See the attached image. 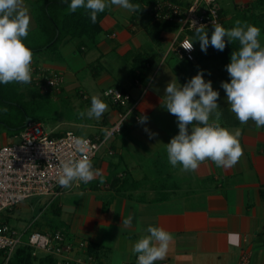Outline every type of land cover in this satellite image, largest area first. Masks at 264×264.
<instances>
[{
    "label": "crops",
    "instance_id": "crops-1",
    "mask_svg": "<svg viewBox=\"0 0 264 264\" xmlns=\"http://www.w3.org/2000/svg\"><path fill=\"white\" fill-rule=\"evenodd\" d=\"M32 2L25 0L31 20L29 32L36 28ZM218 3L225 28L233 27L237 19L257 28V22L264 23V0H218ZM239 14L243 16L238 18ZM175 34L176 31L162 33V42L156 45L146 35L141 18L113 6L101 21V32L94 45L80 50L75 41L65 40L54 52L34 54L31 66L63 77L58 90H46L54 99L86 110L91 97L96 95L108 105L100 120L60 119L54 131H50L52 135L73 128L83 135L87 133L84 136L102 134L120 111L103 96L107 87H119L139 98L121 133L111 141L113 155L108 157L102 149L93 161L94 169L100 170L104 177L111 173L120 178L128 176L135 185L124 194L111 190L106 180L97 183V189H92L89 183L73 185L52 200L57 201L59 209L55 216L65 226L63 231L69 238L83 239L91 248L94 264L133 262L136 256L131 252L132 245L146 234L149 225L161 227L173 236L167 257L155 264H236L243 255L248 256L247 264H264V127L256 128L252 121L241 125L228 105L218 99L221 126L229 130L242 128L243 155L238 163L224 169L205 161L195 172L186 173L168 162L164 144L178 134V127L176 118L160 104L166 84L176 78L183 85L184 76L193 77L198 66L204 72L218 73L225 66L211 52V46L206 53L202 52L198 41L194 43L193 60L178 56L173 49L177 48L178 40L167 55ZM208 35L210 38L211 32ZM259 41L264 47V33ZM232 45L234 48L235 43ZM137 53L152 60L145 82L135 83L129 78L132 56ZM182 59L189 63L188 67L181 65ZM226 76L227 72L209 79L229 81ZM31 95L25 91V99H31ZM142 114L148 117L143 125L134 120V115ZM145 127L157 135L150 139L143 130ZM11 140L5 131L0 133V145ZM24 205L20 203L18 207ZM66 206L74 207L75 211L65 213ZM48 207L49 201L45 208ZM129 215L133 218L132 225L125 228L120 224ZM46 222L41 229H47Z\"/></svg>",
    "mask_w": 264,
    "mask_h": 264
},
{
    "label": "clouds",
    "instance_id": "clouds-1",
    "mask_svg": "<svg viewBox=\"0 0 264 264\" xmlns=\"http://www.w3.org/2000/svg\"><path fill=\"white\" fill-rule=\"evenodd\" d=\"M67 3V10L75 13L80 9L95 23L97 16L113 6L128 13L140 12L139 4L130 0H61ZM29 9L25 0H0V84L17 83L28 85L32 82V51L25 46L23 39L28 36L30 27ZM194 37L185 40L180 47L193 51V42L198 41L202 52L209 45L217 51H223L228 44L237 43L238 49L230 54V62L225 65L229 82L221 81L220 87L226 94L229 110L241 125L252 121L256 128L264 127V47L259 41L260 29L237 19L234 26L225 28L219 23L212 24L209 38L207 26L197 25L192 21ZM210 74V73H209ZM204 70L183 85L175 80L169 81L161 97L163 109L176 118L178 134L164 144L167 159L173 168L179 166L181 172H195L205 161H210L218 168L234 167L243 149L240 144L242 128L229 130L221 126L222 110L217 101L219 92L213 90L211 81H205ZM108 110V105L99 96H92L90 106L78 112L81 119L100 120ZM131 116L129 111L121 124ZM139 124H146L148 117L140 115ZM120 124V125H121ZM120 128V126H119ZM118 128V131H119ZM149 138L157 134L143 129ZM111 134L106 132V138ZM85 143L76 139L77 151ZM97 177L100 183L104 177L100 170L94 169L88 157L71 158L61 163L57 184L70 188L73 184H87ZM63 211H75L66 206ZM132 216L123 218L120 225L129 228ZM146 234L141 236L131 248L136 256V264H155L167 257L169 245L173 240L170 232L161 227L149 225Z\"/></svg>",
    "mask_w": 264,
    "mask_h": 264
},
{
    "label": "built area",
    "instance_id": "built-area-1",
    "mask_svg": "<svg viewBox=\"0 0 264 264\" xmlns=\"http://www.w3.org/2000/svg\"><path fill=\"white\" fill-rule=\"evenodd\" d=\"M152 13L156 18L174 19L179 24L168 51L178 40L177 48L173 49L179 57L188 60L194 59L195 44L193 43L194 50L191 52L180 46L190 39L182 35L185 31L194 30L192 21L197 25H206L207 29L212 28V24H222L218 0H189L187 5L162 0L154 4ZM31 68L32 83L40 91L59 89L63 81L62 75L48 73L41 67ZM103 96L120 111L102 134L80 136L68 130L59 135H52V132L44 130L40 123L28 122L19 134L11 137V141L0 145V252L3 253V264H6L19 246L24 245L31 249L33 256L46 254L55 257L57 264H94L93 256L86 252L83 239L69 238L67 233L60 229L27 232L25 228L20 231L7 222L6 213L33 196H47L50 203L62 193L65 188L57 184V179L63 161L88 157L93 166V161L102 149H105L108 157L113 155L111 141L121 133L126 122L125 120L121 124V120L136 108L139 98H134L129 91L115 86L105 88ZM138 117L139 115H134L136 122ZM106 132L111 134L108 138ZM76 139L85 141L79 151L75 145ZM73 185L78 187L82 183ZM247 263L248 256L243 255L236 264ZM125 264H136V257L133 262Z\"/></svg>",
    "mask_w": 264,
    "mask_h": 264
},
{
    "label": "trees",
    "instance_id": "trees-1",
    "mask_svg": "<svg viewBox=\"0 0 264 264\" xmlns=\"http://www.w3.org/2000/svg\"><path fill=\"white\" fill-rule=\"evenodd\" d=\"M159 1L162 0H130L131 3L140 5V12L133 13V17L139 18L143 16V25H145L146 35L156 45L161 44L162 33L177 31L179 27V24L174 19L156 18L153 16V6ZM169 1L181 5H187L188 3H185L184 0ZM32 12L36 28L34 31L28 33V36L23 39V43L32 51L34 55L54 52L65 40L75 41L77 48L80 50L85 46L94 45L97 41L99 33L101 32V21L109 13V9H106L105 12L98 14L95 23L91 22L89 16L83 9H80L75 13L68 12L67 3H62L61 0H33ZM144 16L147 17V20ZM221 25L224 26L223 19ZM211 31L212 28H209L208 32ZM184 34L185 33H183L182 36H184ZM188 34L190 38H193L195 34L194 30L188 31ZM233 50H237V48L236 46L233 48V45L231 44L228 47L226 45L222 52L217 51L212 47L211 52L224 65H227L230 62V54ZM151 65L152 60L149 56L142 55L140 53L134 54L132 56V64L129 70L130 80L133 82L136 80L142 82L144 80L147 81L146 71ZM224 78H229V76ZM25 91L32 94L31 99H25ZM38 96L39 91L32 82L28 85H20L17 83L0 84V128H3L8 136L12 137L19 134L28 122H39V119L29 115L25 106L26 104L35 103V99ZM2 116L4 118H2ZM54 135L59 134L54 133ZM104 180L107 181L108 187L111 190L122 194L126 193V191L130 190L131 187L135 185V183L132 182L128 176L120 178L114 173L104 177ZM99 182L100 178L97 177L89 182V186L92 189H97V183ZM107 204L108 201L105 200L104 206ZM49 210L53 215H57L59 213L56 200L50 202ZM46 227L47 229L43 230L41 229L42 225H38V229L40 231L56 230V227L52 225L50 221L46 222ZM86 252L93 256V251L91 248L88 249L87 246ZM3 263V253L0 252V264ZM6 264H57V259L46 254L33 256L31 249L24 245L19 246L14 251Z\"/></svg>",
    "mask_w": 264,
    "mask_h": 264
},
{
    "label": "rangeland",
    "instance_id": "rangeland-1",
    "mask_svg": "<svg viewBox=\"0 0 264 264\" xmlns=\"http://www.w3.org/2000/svg\"><path fill=\"white\" fill-rule=\"evenodd\" d=\"M239 16V17H238ZM237 17L241 18L243 15L239 14ZM142 17V18H141ZM139 18H141L143 20V16H141ZM147 20V17L144 16ZM144 18V19H145ZM257 26L260 29V36L261 34H263V22H257ZM184 36H189L188 31H185ZM262 38V37H260ZM195 43V41H194ZM234 44V43H233ZM237 47V43H235V45ZM168 51V50H167ZM169 53V52H168ZM168 53H166L168 55ZM196 53V50H195ZM36 56V55H33ZM170 56V55H169ZM171 57V56H170ZM165 61V60H163ZM168 61V59H167ZM166 61V63H167ZM181 65L188 67L189 63L185 60H180ZM203 63V62H201ZM204 64V63H203ZM157 65V62L155 64V66ZM161 65L164 67V63L161 62ZM201 65V64H200ZM160 67V66H159ZM198 70H204L202 67L198 66L197 69H195L193 72L195 73L194 76L197 74ZM227 71L225 69V66H221V68L219 69V73L217 70L214 71H209V72H204V79L205 81H211L212 83V88L213 90H216L219 92V96H220V100L223 101L225 104L226 103V94L224 92V90L220 87V82L216 81L215 79H209L210 76H219L221 74H225ZM210 73V74H209ZM189 79H191L188 76H184V82L188 81ZM225 82H229V81H225ZM51 92V91H50ZM35 103L32 104H26V108L29 112V115L39 119L40 125L43 127L44 130L50 132V131H54V126L55 124L60 121V119H66V120H71V121H84V120H89L91 121V119H81L78 116V112L80 111H84L85 109L79 107L78 105H70L67 101H64L62 99L60 100H56L54 99L50 93H48L47 91L42 92L41 94H39V96L35 99ZM85 106H87V103H85ZM2 118H4L2 116ZM7 118V115H6ZM71 128V127H70ZM73 128V127H72ZM89 129V128H88ZM87 128L85 130H88ZM58 130V129H55ZM74 133L80 135V136H84L87 135V133H85L83 135V133H81L80 131H78L76 128L72 129ZM4 130L3 128H0V133H2ZM65 132V131H63ZM15 141H17L16 139H14ZM21 204H25L22 207H18L16 206L13 210L8 211V213H6V218L8 220V223L10 225H12L13 227H15L16 229L22 231L23 229L27 228V232H30L32 230H39L38 229V225L44 223L45 221H49L50 219L52 220V222L56 225L58 229L60 230H65L64 227L58 220V218L51 214V211L48 208H45L46 206H48V197L47 196H33L31 198L26 199L25 201H23ZM27 206V208H26ZM63 226V227H62Z\"/></svg>",
    "mask_w": 264,
    "mask_h": 264
}]
</instances>
